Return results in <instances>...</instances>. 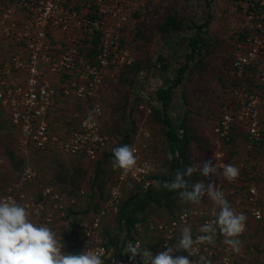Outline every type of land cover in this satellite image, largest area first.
<instances>
[{"label":"built area","instance_id":"1","mask_svg":"<svg viewBox=\"0 0 264 264\" xmlns=\"http://www.w3.org/2000/svg\"><path fill=\"white\" fill-rule=\"evenodd\" d=\"M147 1L0 0V111L15 129L14 149L23 160L17 180L0 197L16 200L32 214L42 213L45 206L51 208L68 221L69 232L76 231V238L84 237L77 239V248L102 250L103 259L108 250L98 237L101 217L117 212L126 185L136 184L142 189L156 185L146 143L131 144L136 149L135 169L127 176L115 171L104 206L90 220L75 213L74 196L54 186L39 184L38 201L23 188L36 177L32 161L35 152L96 160L107 148L108 136L101 124L102 94L120 68L134 63L128 47L129 25ZM224 1L233 16L227 32L232 79L230 98L220 105L213 131L222 141L239 132L248 155L247 162L228 163L239 168V178L233 183L218 180L216 187L236 211L247 216L246 228L255 231L259 239V233H264V0H205L207 5L217 6ZM72 103H81L83 111L68 116L64 125L56 123L64 106ZM212 219L207 207L183 210L173 218L148 225L154 237L151 245L137 236L142 229L139 226L136 231L132 229V242H139L155 256L175 245L185 225L194 229L195 239L201 234L199 227ZM91 235L95 237L88 241ZM222 241L217 233L215 245H196L197 252L189 258L193 264H198L200 256L212 264H264L260 258L264 241L258 248L248 244L239 253ZM175 255L189 254L181 249ZM115 260L119 264H143L140 255Z\"/></svg>","mask_w":264,"mask_h":264},{"label":"rangeland","instance_id":"2","mask_svg":"<svg viewBox=\"0 0 264 264\" xmlns=\"http://www.w3.org/2000/svg\"><path fill=\"white\" fill-rule=\"evenodd\" d=\"M206 5L205 0H148L144 4L139 17L130 23L127 35L135 66L120 68L102 94L101 124L109 139V153L91 160L84 156L38 152L32 160L36 177L24 191L38 201L39 184L54 186L74 196L75 208L89 220L95 208H102L108 198L115 177L111 150L121 144L146 143L147 155L162 183L171 179L176 168L191 166L193 161L212 160L218 168L232 160L247 162L248 152L239 132L232 140L222 141L213 131L220 105L230 98L232 76L228 70L227 32L233 16L228 2ZM181 41V49L171 61L170 48ZM64 107L61 116L55 118L58 124L64 125L68 116L80 114L84 109L81 103ZM15 134L14 127L0 111V196L15 183L22 167L14 149ZM168 152L174 156L171 162L166 159ZM198 179L206 184L210 182L198 173L190 181ZM218 180L226 181L222 176L213 177L215 184ZM120 200L124 206L122 213L125 211L128 220L137 219L134 229L164 221L167 215L179 210L213 207L207 197L199 205L184 203L176 193L162 186L144 196L126 188ZM119 207L100 221L102 235L98 237L108 245L104 259L107 264L112 254L114 259L122 257L120 250L130 239L126 238L130 221L122 219L123 214L117 216ZM48 212L50 216L46 217ZM30 219L46 223L60 235L64 243L62 252L82 251L76 247L78 240L72 245L75 236L69 232L71 225L51 208L45 206L42 213L32 214ZM138 232L145 244L152 241V231ZM94 237L91 235L87 240ZM259 237V243L263 242L264 233H259ZM82 238L79 235L77 239ZM260 258L264 261V251Z\"/></svg>","mask_w":264,"mask_h":264},{"label":"clouds","instance_id":"3","mask_svg":"<svg viewBox=\"0 0 264 264\" xmlns=\"http://www.w3.org/2000/svg\"><path fill=\"white\" fill-rule=\"evenodd\" d=\"M162 83V82H161ZM110 158L113 171H119L127 176L137 165L136 149L129 144H121L112 148ZM179 152L175 156L179 157ZM174 156L168 152L166 159L171 162ZM167 170L165 169V172ZM207 178L190 181L193 174ZM240 170L233 164H225L220 168L212 160L202 162L193 161L191 166L183 169L176 168L170 180L161 186L169 192L177 194L184 203L199 205L207 197L213 207L211 215L214 219L204 223L198 229L200 235L193 239L190 225L180 230L177 242L167 246L166 250L158 252L155 256L146 248H141L139 242L135 244L128 241L122 248L121 254H130L129 259L141 256L143 264H193L189 258L197 252L196 245H215L217 233L223 237V244L235 253H239L242 241L239 237L246 228L247 216L238 212L226 199L223 191L216 187L213 177L222 176L229 183L235 182ZM32 213L16 200L0 197V264H105L102 250H82L79 254L62 252L64 247L61 237L46 223H36L30 219ZM186 250L188 256L175 255L179 250ZM115 251H113L114 253ZM108 257L109 264H119ZM198 264H212L204 256L199 257Z\"/></svg>","mask_w":264,"mask_h":264},{"label":"trees","instance_id":"4","mask_svg":"<svg viewBox=\"0 0 264 264\" xmlns=\"http://www.w3.org/2000/svg\"><path fill=\"white\" fill-rule=\"evenodd\" d=\"M206 6H208L209 7V5H206ZM207 7V8H208ZM182 41L181 42H179V43H175V45L174 46H172L171 48H170V52H171V54L173 55V58H172V60L171 61H173V60H175V54H178V52H179V50L181 49V46H182ZM199 46H201V42H200V45ZM135 63H136V61H134V63L131 65V66H126V68L127 67H134L135 66ZM2 112V111H1ZM5 116L7 117V115L5 114ZM7 119H8V117H7ZM9 120V119H8ZM233 139V136H231V139L230 140H232ZM229 140V141H230ZM109 139H108V146H107V148H105L104 149V151H103V153H102V155L101 156H99V158H101L105 153H109ZM36 154V152L32 155V160H33V157H34V155ZM17 155V154H16ZM18 158L19 159H21L19 156H18ZM99 158H97V159H99ZM96 159V160H97ZM22 160V159H21ZM22 163H23V160H22ZM152 177L153 178H155V180H156V185L155 186H150V187H148V188H146V189H142L139 185H136V184H128V185H126V187H125V189L127 188V189H132L136 194H138V195H141V196H144V195H147L150 191H152V190H154V189H156L157 188V183L159 182L160 184L162 183L161 181H162V178H160L159 176H157V174H156V172L155 171H153V173H152ZM122 201V200H121ZM124 208V206H123V204L121 203L120 204V207H119V212L120 213H118L117 214V216H119V214L120 215H122L123 216V218L122 219H125L126 220V222H127V220H128V217H127V215H126V213H125V211L122 213V209ZM76 209V208H75ZM96 210L93 212L94 214H96V213H98V211L100 210L99 208H95ZM181 211H183V210H179V211H177V212H175V213H173L172 215H167V219H169V218H173V217H175L179 212H181ZM90 212V211H89ZM75 213H77V214H79V212H78V209H76V211H75ZM90 220V219H89ZM128 221H130L129 223V230H128V234H127V236H126V238H127V240L129 239V241H133V239H134V236H135V231L134 230H132L133 228H132V226H133V224L137 221V219H131V220H128ZM146 228V229H145ZM248 228V227H247ZM246 228V230L243 232V234L239 237V239L242 241V245L243 246H248V244H251V243H253L254 245H255V247L256 248H258V246H259V239H256V237H257V235H256V232L255 231H252V232H250V230L249 229H247ZM142 229L143 230H146V231H148V229H147V227H142ZM71 233H73V236H76V231H72ZM98 233L100 234V235H102L101 234V224H100V226H99V228H98ZM138 234H140L139 232H138ZM154 238V237H153ZM142 239V238H141ZM74 240L75 241H73V243H72V245H73V247L75 246V242H76V240H77V238L75 237L74 238ZM143 240V239H142ZM153 240V239H152ZM259 240V241H258ZM82 243H85L84 241H81ZM80 242V243H81ZM104 242V245L106 246V247H108V245H107V243L105 242V240L103 241ZM126 243L124 242V244H123V246L125 245ZM147 244H152V243H147ZM123 248V247H122ZM80 249V248H79ZM81 250V249H80ZM120 252H121V250H120ZM122 255V254H121ZM129 254H123L122 255V259H127L129 256H128ZM121 258H119V259H121ZM105 264H107V262L105 261Z\"/></svg>","mask_w":264,"mask_h":264}]
</instances>
